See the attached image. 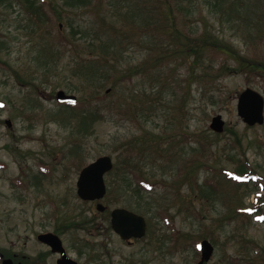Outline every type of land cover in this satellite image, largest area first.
<instances>
[{"label":"rangeland","instance_id":"obj_1","mask_svg":"<svg viewBox=\"0 0 264 264\" xmlns=\"http://www.w3.org/2000/svg\"><path fill=\"white\" fill-rule=\"evenodd\" d=\"M98 1L91 0L83 6L64 9L61 20L54 14L51 34L65 32L72 39L70 33L74 27L78 31L74 40L86 37L93 39L91 35L101 24L100 32H106L102 34L104 38L109 36L111 25L117 28L129 25L125 31L129 40L122 42L119 46L122 52L111 55L109 61L119 72L142 66L148 56V44H145L149 39L144 36L147 30L142 27H145L147 18H150L153 25L161 24V18L155 15L157 18L154 20L155 17H149L148 13L137 19L131 17V7L128 5L133 9L138 8L135 0ZM171 1L172 5L178 4L175 15L180 30L196 34L208 30L228 41L241 54L264 59V25L260 21L263 19L264 0L235 1L233 9L229 7L231 0L224 3L223 7L216 0ZM57 2L61 4L62 0ZM160 3L162 10L167 11L165 0H152L143 11ZM101 18L106 25L103 30ZM34 24L21 0H0V221L6 219L5 225L0 226V234L8 224L13 223L17 240L22 238L28 203L33 198L58 193L75 197L70 180L65 175L74 176L76 169L103 154L110 155L116 164L130 139L139 137L145 130L157 133L164 128L167 111H172L178 103L172 94V86L166 85L155 96L154 104L159 105L146 120V116L140 118V124L111 110V114L94 122L86 133L81 132L83 129L78 125L77 115L71 111L70 106L58 103L55 93L63 90L67 94L76 95L77 99L89 98L91 89L84 76H89L90 72H82L81 76L73 75L71 54L67 51L60 56L55 53L56 49L45 50L43 44L52 35H46L45 29L40 30ZM157 32L160 33L159 28ZM154 34L157 35L156 32ZM122 38L123 34L120 36ZM164 40L170 43V38L164 36ZM84 50H79V56L88 57ZM35 56L40 57L39 60ZM189 61L180 64L172 62L154 69L147 67L144 76L132 75L114 90L109 81L99 88L102 98L100 104L109 107L110 101L115 100L118 94H122L128 101L133 97L138 101L142 97L141 93L152 87L153 77H150L149 72L153 75L174 73L164 76L165 84L175 79L184 80ZM43 62L47 64L41 65ZM226 63L236 67L229 53L219 52L212 56L205 52L203 60L198 61L193 68L198 74L208 67ZM13 69L20 72L21 79L16 77ZM220 77L216 86L209 87L217 102L211 103L206 96L202 97V83L196 81L191 84L187 102L177 117V122L189 131L185 152H190L197 143H202L210 154L207 162L212 167L200 168L196 174L199 183L211 178L222 184L219 193L209 200L200 199L192 195L188 183L170 189L158 179L159 183L154 186V196L143 199L152 202L147 234L142 241L133 245L114 241V261L117 263L197 264L200 252L196 244L205 238L215 249L211 259L204 264H264V216L253 211V207L259 205L258 209L264 212V204L261 203L264 199V123L249 126L236 113V100L240 91L252 87L264 94V79L255 78L254 75L247 77L240 71ZM25 78L32 83L26 82ZM108 88L110 90L106 91ZM181 91H184V85ZM178 106H181L180 102ZM20 109L25 116L19 114ZM217 113L225 120L224 131L221 133L209 128L211 117ZM5 119L11 120L9 127L4 123ZM229 129L236 132L239 143ZM72 146H77L80 154H71L69 148ZM133 147H137V144H133ZM179 159L178 166L184 165L182 154ZM238 161H247L249 170L258 174L256 179L251 178L248 184L242 186L228 183L230 181L225 179L220 168L234 171ZM140 163L142 173H155V178L162 171L149 158ZM47 165L51 166V175L40 171L43 167L47 168ZM56 173H60L58 179H55ZM172 173L170 171L167 176H172ZM115 178L116 173L110 172L107 179L113 181ZM174 192L183 196L184 206L179 209L174 200ZM125 195L128 198L124 202L127 206L143 210L144 203L137 205V195L133 192H126ZM236 206L252 207V212L248 215L237 212ZM101 234L98 239L108 235L103 226Z\"/></svg>","mask_w":264,"mask_h":264},{"label":"trees","instance_id":"obj_2","mask_svg":"<svg viewBox=\"0 0 264 264\" xmlns=\"http://www.w3.org/2000/svg\"><path fill=\"white\" fill-rule=\"evenodd\" d=\"M21 1L30 17L33 19L34 25H37L40 30L45 29L46 35H52L51 27L54 21V14L57 19L61 20V14L64 9L80 7L90 3L91 0H62L61 4L58 3L57 0ZM135 1L138 8L133 9L131 5H128V7H131V17L135 16L137 19L139 18L138 16L148 13L150 14L149 17H155L154 20H156V16L161 18V24L159 23L157 25H153L150 18H147L144 25L145 27H142L143 30H147L144 36L149 38H147L148 42L145 44H148V56L142 66L127 68L119 72L114 64L109 61L111 55L120 51L119 46L122 45V42H124V40L127 41V39L129 40V37L125 34V31L129 29V25L123 28H117L111 25V27H109V36L103 38L102 34L106 32L102 31L101 33V24H98L99 29L97 28L94 34L91 35L93 39L86 37L76 38L75 40L74 36L78 31L73 27L70 33L72 39L68 37L67 33L58 32L52 35V37L46 41V44H43V47L45 50L49 49L51 51L56 49L55 53H58L60 56L68 51L72 57L73 75L81 76L82 72H90L89 76H84L91 89L89 98L77 99L76 103L65 104L70 106L72 108L71 111L77 115L78 125L83 129L81 132L84 133L89 130L94 122L104 119L107 115L111 114V110H115L119 115H125L129 119L140 124V118L146 116L144 118L146 120L148 116H150V113H153L159 105L158 103H156V106L154 104L155 96L160 94L161 90L166 85L167 87L172 86V94L175 100L178 99V103L173 106L172 111H167L168 118L166 119L167 123L164 128L157 133L145 130L139 137L130 139L125 148V152H123L120 155L121 158L118 159V166L116 169L120 173V171L124 170L121 166H126V181L128 182L126 189L132 190L135 196L141 194L144 200L150 195L154 196V190L156 188L154 186L159 183L157 182L158 179H160L163 186H168L170 189L178 188L188 183L190 190H192V195L200 199L209 200L212 196L218 194V183L211 178H206L202 183H199L196 174L200 171V168L212 167L209 166V162H207L210 154L205 150L206 145L202 143H197L190 152H187L188 154L185 152L184 148L189 138V131L177 122L178 114L182 113L180 109L185 102H187L190 86L194 82L198 81L202 83L200 84L202 97L206 96L208 101L215 103L217 102L215 94L209 87L216 86L219 78H221L220 76L231 75L232 73L240 71L247 77L254 75L255 78L259 77L264 79V59L261 57L249 58L241 54L228 41H224V39L219 38L208 30H204L200 34H196L192 31L180 30L176 25L175 15L178 4L172 5L171 0H165V4L167 3L168 7H170V9H168V7L166 8L167 11L162 10V4L160 3L155 4L146 12L143 11V8L146 10V7L152 0ZM216 1L223 7L224 3L226 4L228 0ZM235 1L240 0H231L229 3L231 9L236 6ZM98 2L102 3L103 0H99ZM262 17L263 19L260 21L264 25V13H262ZM101 20L103 23V30L106 28V25H104L105 22L102 18ZM158 28L160 33L157 32ZM154 32H156L157 35L154 34ZM122 34L123 38L120 39ZM164 36L168 39L170 38V43L165 42ZM94 39L98 41L95 42ZM84 48V51H86L85 54L88 57L79 56V50ZM205 52L211 53L212 56L219 52L229 53L236 67L231 63H226L208 67L203 70V73L197 74L193 66L196 65L198 61L203 60ZM39 53L40 51L38 54ZM39 58L40 57L35 56L36 60H39ZM188 60H190V66L187 68V77L184 80L175 79L173 82H167V84H165L163 82L164 76L168 77V75H173L174 73L168 75L162 73L153 75L149 72L148 74L150 77H153L152 87L148 91H143L141 93L142 97H139L138 101H135V97L128 101L122 94H118L115 100L110 101L111 105L109 107L100 104L102 98L99 95V88L107 82H111L112 90H114L119 83L130 78L132 75L141 74L144 76L147 73V70L144 69H147V67L154 69L156 66L164 67L172 62H174V64H180V62H187ZM46 64L47 62L41 63V65ZM12 71L18 79H21V74L18 70L13 69ZM24 80L32 83L26 78ZM183 85L184 91H181ZM153 95L154 99L151 100ZM179 102L181 103L180 107L178 106ZM163 103L170 104V102L167 101ZM229 131L235 135L234 139L238 142L239 140L236 132L232 129H229ZM133 144H137V147H133ZM181 154L184 156V165L178 166V160H180ZM148 158L162 168L161 173L156 178L155 173H142L140 170L142 164L140 162ZM220 170L224 171V175L225 172H227L226 169L222 167ZM170 171H173V175L171 174L172 176L169 177L167 175H170ZM231 171L245 178V180L238 182L237 186L241 184L246 185L251 179L250 177L256 174L255 171L249 170V163L247 161H238L234 171ZM123 173L124 172H122V174ZM120 188L124 189L123 187ZM173 195H175L174 200L177 203V208L183 207V196L176 192H174ZM262 201L264 202V199ZM143 203L142 213L150 216L152 202L143 201ZM258 206L259 205H255L253 211L260 213ZM187 209L189 208L187 207ZM235 209L237 212L241 211L246 215L249 213L246 211V207L236 206ZM153 217L155 218V215H153ZM193 217H196V214H193ZM149 219H151V217H149Z\"/></svg>","mask_w":264,"mask_h":264},{"label":"flooded vegetation","instance_id":"obj_3","mask_svg":"<svg viewBox=\"0 0 264 264\" xmlns=\"http://www.w3.org/2000/svg\"><path fill=\"white\" fill-rule=\"evenodd\" d=\"M82 168L76 169L74 176L65 175L70 180L75 197L70 198L57 192L47 197L33 198V202L28 203L20 240H17L14 224L7 225L0 234V264H122L114 261L116 251L112 243L116 241L123 245H133L143 240L144 236L125 239L112 225L115 209H129L124 203L126 196H119L113 190L126 182L117 178L108 180L110 172H107L104 175L105 196L94 200L82 199L76 191ZM51 173V166H48L45 174ZM59 176L60 173H56L55 179ZM5 223L6 219L0 221V226ZM102 226L108 235L98 239L102 236Z\"/></svg>","mask_w":264,"mask_h":264},{"label":"water","instance_id":"obj_4","mask_svg":"<svg viewBox=\"0 0 264 264\" xmlns=\"http://www.w3.org/2000/svg\"><path fill=\"white\" fill-rule=\"evenodd\" d=\"M56 99L60 102L76 101V96L66 94L63 90L56 93ZM237 113L244 122L249 125L263 123L264 121V97L250 87L245 88L237 98ZM210 128L221 132L224 129V121L220 114L212 117ZM112 167L109 156H101L84 167L77 181V193L84 199H99L105 193L103 174ZM100 207V205L98 206ZM112 225L114 230L123 238L131 236L140 237L145 234V219L132 211L116 209L112 213ZM201 258L198 264L208 261L213 253L212 244L203 239L199 243Z\"/></svg>","mask_w":264,"mask_h":264}]
</instances>
